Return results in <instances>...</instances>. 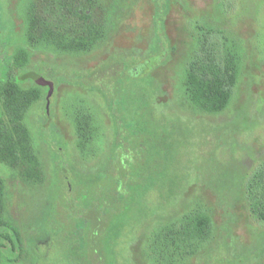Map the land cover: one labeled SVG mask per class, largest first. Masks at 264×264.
I'll list each match as a JSON object with an SVG mask.
<instances>
[{"label": "rangeland", "instance_id": "1", "mask_svg": "<svg viewBox=\"0 0 264 264\" xmlns=\"http://www.w3.org/2000/svg\"><path fill=\"white\" fill-rule=\"evenodd\" d=\"M91 1L86 9L104 35L78 47L58 25L40 39L44 30L28 36L21 11L30 0H0V82L13 57L19 73L52 83L48 102L22 115L44 182L26 181L18 163L0 164V264H83V226L72 217L77 177L112 167L118 127L132 134L119 149L144 170V184L126 217L101 209L103 222H123L112 249L102 252L106 264H156L153 235L199 213L210 218V238L183 264H264V221L256 215L264 212V0ZM213 50L222 74L235 76L217 114L196 100L206 93L197 74ZM34 83H23V91ZM77 109L101 128L85 153L75 133ZM13 119L18 110L0 98V121L10 129ZM115 175H96L102 194L113 181L121 189Z\"/></svg>", "mask_w": 264, "mask_h": 264}, {"label": "trees", "instance_id": "2", "mask_svg": "<svg viewBox=\"0 0 264 264\" xmlns=\"http://www.w3.org/2000/svg\"><path fill=\"white\" fill-rule=\"evenodd\" d=\"M87 2L89 7H86L83 0H30L27 8L21 11L26 19L28 36L36 37L44 30L45 32L41 33L38 38L40 39L51 33L46 30L47 27L58 25V27L64 29L72 43L78 47L95 43L104 35V31L91 19L90 9L86 8H92L90 5L92 1L87 0ZM56 40L60 42L58 39ZM213 54L211 55L213 61L209 65L201 66L200 75L197 74L198 89L205 88L206 93L203 96H196V100L204 106L202 109L205 112L217 114L228 104L232 96L235 76L232 70L228 73V76L223 75L215 61V50H213ZM18 68L17 60L12 57L11 60L7 61L6 79L4 82H0V98L4 101V105H8V108L14 112L18 110V120H12L16 122V127L9 129L0 121V164L12 165L18 163L24 179L37 185L44 182V173L34 149L31 132L22 123V115L28 106H33L40 100H47L50 87L34 83L28 92H24L23 83L26 81L34 82L33 78L41 75L29 71L19 73ZM88 81L89 86L96 87L94 80ZM46 92L47 95H45ZM74 119L78 148L85 153L94 147V143L98 142L101 128L94 115L88 110L84 112L83 109H77ZM131 139V133L122 130L121 127L116 128L117 141L115 149L113 148L109 154L111 159L113 158L112 167H102L101 171L99 170L96 174L101 173L106 177L114 178L115 173L117 174L118 171L120 173L121 189L115 187L116 181H113L110 190L102 194L96 175L83 178L77 177L79 190L75 198L77 203L72 208V217L75 224L81 223L83 226V230L80 232L83 242L80 250V260L83 261V264H106L102 252L112 249L111 244L116 238L121 225H123V222L119 221L103 222L104 214H102L101 209L110 208L115 211L117 216L126 217L133 208L138 190L144 184V182L141 183L144 180V174H140L144 170L137 167L136 164L134 165L132 158H123L126 153L122 152L121 148L119 149L120 142L128 143ZM128 160L131 163L129 169H127L129 166ZM63 175L62 178L65 180L67 177H63ZM2 188L3 184L0 178V199L3 197ZM70 188L68 181L65 187L64 185L61 186L59 194L62 200L63 195ZM131 190L134 193L130 194L129 191ZM116 199L119 201H117V206L115 204ZM256 215L264 221V212L256 211ZM1 228L3 227H0V231H3ZM6 231L10 236L11 231L8 229ZM210 231V218L201 213L196 219L187 215L183 219L161 228L153 235L150 242L151 249L155 252L156 264H183L187 256L193 257L202 244L209 240ZM74 232L76 230L72 229L69 234ZM3 247L0 244V250ZM14 250L11 244L9 253H13ZM164 250L170 254L162 255Z\"/></svg>", "mask_w": 264, "mask_h": 264}, {"label": "water", "instance_id": "3", "mask_svg": "<svg viewBox=\"0 0 264 264\" xmlns=\"http://www.w3.org/2000/svg\"><path fill=\"white\" fill-rule=\"evenodd\" d=\"M33 80H34V82L36 83V84H38V85H46V86H49L50 87V93L49 94H51V86H52V83H50V82H47V81H45L42 77H38V76H35L34 78H33ZM49 94H48V96H49ZM47 102H48V97H47ZM48 110V109H47Z\"/></svg>", "mask_w": 264, "mask_h": 264}, {"label": "flooded vegetation", "instance_id": "4", "mask_svg": "<svg viewBox=\"0 0 264 264\" xmlns=\"http://www.w3.org/2000/svg\"><path fill=\"white\" fill-rule=\"evenodd\" d=\"M82 263H83V261H82Z\"/></svg>", "mask_w": 264, "mask_h": 264}]
</instances>
